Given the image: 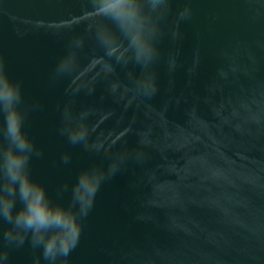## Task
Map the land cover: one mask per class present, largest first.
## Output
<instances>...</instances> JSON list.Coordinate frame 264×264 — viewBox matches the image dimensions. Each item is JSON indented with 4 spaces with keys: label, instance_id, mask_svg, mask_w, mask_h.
Masks as SVG:
<instances>
[{
    "label": "water",
    "instance_id": "water-1",
    "mask_svg": "<svg viewBox=\"0 0 264 264\" xmlns=\"http://www.w3.org/2000/svg\"><path fill=\"white\" fill-rule=\"evenodd\" d=\"M0 264H264V0H0Z\"/></svg>",
    "mask_w": 264,
    "mask_h": 264
}]
</instances>
